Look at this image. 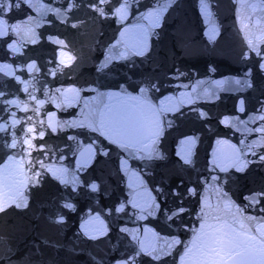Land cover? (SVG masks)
<instances>
[{"label":"water","instance_id":"obj_1","mask_svg":"<svg viewBox=\"0 0 264 264\" xmlns=\"http://www.w3.org/2000/svg\"><path fill=\"white\" fill-rule=\"evenodd\" d=\"M92 3L93 0H29L26 4L21 0L20 7L12 10L58 121L71 125L62 127V133L96 237L101 264H124L125 261L181 264L183 244L191 240L192 229L200 226L201 203L215 208L221 187L235 206L241 208L238 219L240 216L255 218L243 220L255 233L264 222V199L253 204L245 197L264 196V162H258L259 155H264L261 141L264 133L256 131L264 127V121L259 119L264 116L261 111L264 71L260 70L259 63L264 61L249 47L248 41L264 49L261 0H205L204 5L200 0H140L129 11L122 9L120 13L116 9L122 7L124 0H108L106 4L95 0L99 10L90 7ZM155 12L161 17L159 28L151 27L154 18L151 14ZM142 15L148 19L141 20ZM124 16L128 18L123 19ZM137 24L148 26L150 33V50L143 57L136 56L131 48L133 32L120 35L125 28L133 29ZM213 35L215 40L210 41ZM125 43L128 44L127 60L120 56L125 51ZM102 62L108 67H103ZM235 79L245 83L237 85ZM147 81L158 85V90L149 91L153 103L162 110L167 109L160 117L164 130L156 145L163 158L139 160L133 151L119 150L98 134L75 126L86 122L90 112L101 110L105 105L120 106L119 95L109 99L107 93L122 95L126 89L136 95ZM218 81L227 83L218 85ZM73 88L79 91L75 99L72 98L76 94L70 91ZM201 112L206 115L201 116ZM190 137L196 142L192 162L186 164L187 153L182 151L186 146L181 141ZM94 141L98 154L89 166L78 168V161L83 162L80 152L86 151ZM101 144L110 151L108 156L99 154ZM231 145L241 150L242 159L256 162L249 163L244 172L234 168L228 173L220 172L214 166L215 153L221 148L232 152ZM252 152L257 155L253 156ZM213 176L219 177L218 183L212 181ZM92 183L98 185L97 191L89 187ZM189 188L197 189L199 194L187 197ZM174 190L185 195L182 203L187 211L169 220L166 215L178 212L181 203ZM134 193L143 200L155 198L160 207L154 215L145 214V218H140L139 209L129 203L136 200ZM122 202L125 210L116 212ZM165 209L171 211L165 213ZM97 216L104 222L105 235L95 230L100 227L95 220ZM175 239L183 244H175ZM138 241L144 242L143 251ZM157 256L161 259L157 260Z\"/></svg>","mask_w":264,"mask_h":264},{"label":"snow or ice","instance_id":"obj_2","mask_svg":"<svg viewBox=\"0 0 264 264\" xmlns=\"http://www.w3.org/2000/svg\"><path fill=\"white\" fill-rule=\"evenodd\" d=\"M21 0H0V25L7 23L4 19V16L11 11L13 7L19 8ZM23 3H29V0H22ZM140 0H124V3L121 8L116 9V13H120L122 9L124 11H129L131 9L132 4H139ZM174 2V0H173ZM101 4L108 3V0H100ZM202 5L205 4V0H200ZM31 6V5H29ZM77 5H70V7H75ZM261 6H264V0H261ZM90 7L99 10L98 5L93 0V3ZM103 14V11H101ZM154 16L151 22L152 28H159L160 24V14L158 12L152 13ZM127 16H124L123 19H127ZM141 20L148 19V16L142 15L140 17ZM119 22H123L122 20ZM12 30H15V25H12ZM76 27V25H73ZM133 32V38L131 42V48L134 50V54L136 56H145L150 50V45L148 42V37L150 35L148 26L143 25H135L133 29L125 28L124 32H121V36H125V33ZM7 30L0 31V35H6ZM218 34V33H217ZM208 35V33H206ZM215 36H210V41H214ZM35 43V41H33ZM59 44H63V41H57ZM121 41H117V44H120ZM248 45L254 51H256L257 56L261 57V60L264 61V49H260L255 46L253 41L249 40ZM115 47V46H113ZM125 51L120 54L123 60L128 59V44H124ZM247 53H245V57H247ZM103 67H108L107 64H103ZM33 67V66H30ZM259 68L261 71H264V62L259 63ZM55 74V73H53ZM247 76V73L245 74ZM145 83V81H142ZM218 85H222L227 83L226 81H218L216 82ZM234 83L237 85H242L245 83L244 80L235 79ZM251 87L250 84L247 85ZM150 90H158V85L151 84L150 81L146 82L145 87H140L138 94L133 95L125 89L124 93H107L106 95L111 99L113 96L119 95L122 103L119 107L112 108L109 105H105V107L101 110H94L90 112L86 117L84 123H80L75 125L78 128L85 129L91 133L98 134V137H103L106 139L110 145H116L119 150L128 151L131 150L135 154H137V158L139 160H151L155 158H163L159 153L156 145L159 141V138L163 134V126L161 124L160 117L163 115L164 111L158 105L154 104L152 99L149 96ZM57 92H61V89H56ZM73 93L76 94L75 99L79 95V91L75 88L70 89ZM240 111L243 112L245 109L243 107L244 101H240ZM68 106L71 107V101L69 100ZM57 107H60L58 104ZM178 110V109H177ZM261 111H264V106H262ZM201 116L206 115L201 112ZM260 120L264 121V116L259 117ZM19 123V121H16ZM53 132L58 130H62V127H67L71 125H67V122H57L55 126L49 125ZM6 125H0V132L5 130ZM29 132H32L33 129H28ZM257 132L264 133V127L256 129ZM45 136V131L39 132V138L43 139ZM70 140H75V137H69ZM261 141L264 142V136L261 137ZM25 143L28 144L29 148H35L36 146L30 141L25 140ZM195 139L189 138L185 141H181L182 146H186L182 148V151L187 153V159H185L186 164H190L191 156L193 152V148L195 146ZM218 144H226V141H217ZM244 141H241L243 144ZM5 147L16 148L17 141L14 139L10 145H5ZM233 151L226 152L224 149H218L215 153L216 161H214V166L220 169L222 173H228L230 168H234L237 172H244L249 163L256 161H247L242 159L240 154L241 150L236 149L235 145L230 146ZM96 149V142L89 143L86 151H81L80 156L82 158V163L78 161V168H85L89 166L93 160V158L98 154ZM252 146L249 145V150L251 151ZM38 152L46 151L45 145H40L39 148H36ZM99 154L104 156H108L110 154L109 150H106L104 146L101 144L99 147ZM180 153H178L179 155ZM253 156H256V152H252ZM11 160L12 157H9ZM35 159L32 163H37ZM264 162V155H259V161ZM22 163V162H21ZM40 167L44 168L43 162H39ZM126 163V161H122V164ZM226 165V166H224ZM31 167V164L29 165ZM35 171L34 169H32ZM52 171V169H48ZM59 173V175H57ZM45 175L44 172H36L37 177H43ZM70 175L69 170L67 168L61 167L53 171V177L59 179V182L65 186H67L70 181L68 176ZM137 175L139 173L137 172ZM34 181L33 177H28L25 175L23 180H19L16 174L12 169L7 166L0 167V185L12 189L15 187V195L10 197L12 202L16 204L17 207L27 206L26 205V197L23 193V188L27 187L28 183H32ZM213 182H219V177L213 176ZM39 183L38 180L35 181ZM71 183L75 184V181H71ZM208 183V181H205ZM131 186V185H130ZM182 187V184L180 185ZM92 191L98 190V185L96 183H92L89 185ZM162 191V190H161ZM199 194L198 190L195 188H189L187 190L186 196L193 197ZM220 200L215 208L211 204L201 203V208L199 212V220L200 226L199 228L192 229V238L191 240L183 244V242L179 239H175V244H183L185 249L184 255L181 257V264H264V222L259 224V227L255 229V233L253 229L246 225L243 220L247 219L250 221H254V217H237L241 213V208L239 206H235V202L232 201L231 197L227 192L223 191L221 187L217 192ZM136 196V200L129 201L132 204L134 209H139L140 218H145V214L147 216H152L155 214L156 210L159 209V204L155 202V198L143 200L140 199L138 193H134ZM174 195L180 199L181 203L178 205L179 211H171L170 209H165L164 212L168 213L171 211V215H166V218L172 220L176 217L181 216L184 212L187 211L183 207V199L185 198L184 194H180L174 190ZM259 199H264V196L257 197L255 195L246 196V201H251L253 204L259 202ZM68 209H73V205L71 203H66L63 205ZM235 206V212L232 211ZM7 207L6 204H0V212H3ZM116 212H123L125 210V205L122 202L120 207L115 209ZM63 217H60V221L62 222ZM95 220L98 221L100 227L95 229L99 231L101 235L106 234V228L104 227V222L100 220L99 216L95 217ZM89 222H86V225ZM86 225H82L81 227H85ZM122 232L128 231V229H121ZM149 231L145 229V232ZM93 239L96 237L93 236ZM133 239H136L133 236ZM141 245V251L144 250L145 244L143 241H138ZM149 247H152L150 244ZM168 247H172V243L168 244ZM157 260L161 258L159 256L156 257ZM124 264H128V262H124Z\"/></svg>","mask_w":264,"mask_h":264}]
</instances>
